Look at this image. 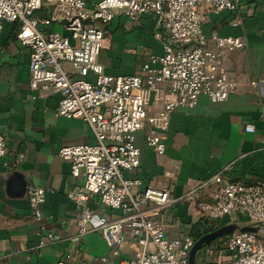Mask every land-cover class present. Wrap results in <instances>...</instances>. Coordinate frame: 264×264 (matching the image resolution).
Wrapping results in <instances>:
<instances>
[{
	"label": "built area",
	"instance_id": "2783aa9c",
	"mask_svg": "<svg viewBox=\"0 0 264 264\" xmlns=\"http://www.w3.org/2000/svg\"><path fill=\"white\" fill-rule=\"evenodd\" d=\"M240 1L100 0L89 8L87 0H0V31L6 24H16V39L29 49V87L59 93L55 115L83 121L94 135L93 145L62 147L57 154L70 162L72 177L82 178L66 192L75 206L78 236L99 232L115 257L119 247L128 244L132 255L119 264H188L194 241L188 235L168 239L157 219L177 201L171 196V181L178 165L144 189L124 173L140 165L136 133L144 132L146 144L162 155L163 135L175 109L194 107L200 96L220 103L241 90L227 70L226 57L242 49L244 42L203 32L211 16L223 12L235 14L231 24L239 25ZM118 14L132 21L151 15L162 31V54L151 56L139 73L129 76L106 74L98 60L109 47L107 27ZM56 25L62 32L55 31ZM245 130L253 132V127ZM7 140V133L0 131V160L7 153ZM209 183L214 188L208 201L199 200L200 186L181 199L197 207L201 218L214 224L241 219L252 225L264 223V180L224 181L215 175ZM46 191L40 186L27 189L36 222L42 221ZM92 204L117 211L118 216L100 215L94 228ZM44 243L40 241V246ZM218 248L228 256L221 264H264L260 233L234 232L221 237Z\"/></svg>",
	"mask_w": 264,
	"mask_h": 264
},
{
	"label": "crops",
	"instance_id": "0c3cea01",
	"mask_svg": "<svg viewBox=\"0 0 264 264\" xmlns=\"http://www.w3.org/2000/svg\"><path fill=\"white\" fill-rule=\"evenodd\" d=\"M98 1L87 0V6ZM235 16L229 12L213 15L203 32L207 37L217 33L244 42L242 49L226 57L227 70L241 90L220 103L200 96L194 107L175 109L163 135L162 155L146 144L144 132L136 133L140 165L125 172V178L139 180L144 189L154 186L173 165L179 167L171 181V196L177 201L157 217L168 239L188 235L191 224L201 218L197 207L181 199L200 186L199 200L208 201L213 176L245 183L264 180V0H241L237 26L231 24ZM107 29L109 47L98 60L108 75L139 73L151 56L162 54V31L151 15L132 21L118 14ZM17 31L16 24H6L0 31V131L8 135L7 153L0 160V264H57L60 260L119 264L132 255L128 244L119 247L115 257L99 232L78 236L75 206L66 192L80 185L82 178L72 177L70 162L57 154L62 147L93 145L94 135L83 121L55 115L59 93L29 87V49L16 39ZM252 81L256 85H250ZM248 125L253 132H246ZM30 186L49 190L40 206L41 222L32 216ZM91 206L94 228L100 215L118 216L117 211ZM215 224L222 227L227 221ZM238 224L247 223L241 219ZM42 240L45 243L40 246ZM227 258L216 242L204 247L196 262L221 264Z\"/></svg>",
	"mask_w": 264,
	"mask_h": 264
},
{
	"label": "water",
	"instance_id": "95a60500",
	"mask_svg": "<svg viewBox=\"0 0 264 264\" xmlns=\"http://www.w3.org/2000/svg\"><path fill=\"white\" fill-rule=\"evenodd\" d=\"M234 232L253 234L260 233L264 235V223L260 225H252L249 223L245 225H239L238 223H230L216 229L213 232L204 235L198 241H196L193 247L191 248L188 258V264H197L196 259L204 247H206L208 244L215 241L216 239L232 234Z\"/></svg>",
	"mask_w": 264,
	"mask_h": 264
},
{
	"label": "trees",
	"instance_id": "16d2710c",
	"mask_svg": "<svg viewBox=\"0 0 264 264\" xmlns=\"http://www.w3.org/2000/svg\"><path fill=\"white\" fill-rule=\"evenodd\" d=\"M220 228L219 225L209 222L205 218H200L196 223L191 224L188 236L194 241H198L204 235ZM220 239V238H219ZM217 239V240H219ZM213 243V242H212ZM212 243L208 244L210 246Z\"/></svg>",
	"mask_w": 264,
	"mask_h": 264
},
{
	"label": "rangeland",
	"instance_id": "374dc122",
	"mask_svg": "<svg viewBox=\"0 0 264 264\" xmlns=\"http://www.w3.org/2000/svg\"><path fill=\"white\" fill-rule=\"evenodd\" d=\"M55 31H56V32H62V27H61L60 25H56V26H55ZM89 79L92 80V81L94 82L95 77L92 76V75H90ZM135 136H136V135H135ZM216 242H218L217 239H216L215 241H213V243H216ZM211 243H212V242H211ZM213 243H212V244H213Z\"/></svg>",
	"mask_w": 264,
	"mask_h": 264
}]
</instances>
